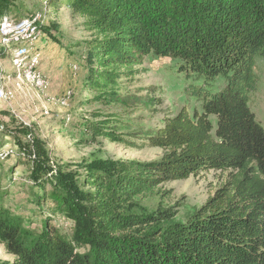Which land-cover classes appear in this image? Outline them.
<instances>
[{"label":"trees","instance_id":"trees-1","mask_svg":"<svg viewBox=\"0 0 264 264\" xmlns=\"http://www.w3.org/2000/svg\"><path fill=\"white\" fill-rule=\"evenodd\" d=\"M16 1L0 0V21ZM43 1L72 10L92 34L85 86L94 101L124 104L123 80L151 57L174 63L202 112L181 109L146 138L164 151L158 160H95L82 182L50 168L37 138L34 152L20 144L30 181L50 185L54 211L73 227L68 237L47 223L36 233L0 210L11 264H264V128L249 107L254 60L264 58V0ZM109 121L91 124L92 138L114 139ZM206 172L224 174V182L184 223L173 222L171 209L132 212L136 198L165 195L163 184Z\"/></svg>","mask_w":264,"mask_h":264},{"label":"rangeland","instance_id":"rangeland-1","mask_svg":"<svg viewBox=\"0 0 264 264\" xmlns=\"http://www.w3.org/2000/svg\"><path fill=\"white\" fill-rule=\"evenodd\" d=\"M30 14L38 15L39 28L44 25L49 29L39 31L27 45L32 47L29 54L36 56V69L48 86L40 90L18 73L12 65V49L0 43L6 54L0 56L6 92V98L0 100V210L18 217L32 232L39 233L47 223L68 237L72 222L54 211L49 184L30 181L31 163L24 161L27 157L19 154L23 151L18 146L26 145L34 152L31 142L37 138L44 145L50 168L76 173L82 182L83 167L95 160L111 164L158 160L164 151L150 147L146 138L181 109L200 115L202 103L186 95L190 83L176 72L173 62L146 57L134 75L123 80L120 96L125 103L100 105L85 86L86 42L92 38L85 21L64 5L49 10L43 0H17L4 17L21 20ZM254 61L256 84L249 95V107L264 128V58ZM220 84L218 81L213 90ZM105 119L110 120L114 139L92 138L89 126ZM10 150L13 153L3 158ZM224 176L206 172L167 182L159 188L165 195L136 198L132 212L144 216L171 209L173 222L184 223L223 184ZM12 261L0 244V264Z\"/></svg>","mask_w":264,"mask_h":264},{"label":"bare ground","instance_id":"bare-ground-1","mask_svg":"<svg viewBox=\"0 0 264 264\" xmlns=\"http://www.w3.org/2000/svg\"><path fill=\"white\" fill-rule=\"evenodd\" d=\"M39 23L41 22L38 15L23 18L21 20H14L8 17L4 18L0 21V43L1 46L12 49V65L16 68L17 72L20 74L22 72V74L25 75L24 77L35 85L36 88L45 90L46 88H43V86L38 83L40 79V84H47L40 72L36 69L38 64L37 58L34 54H29L32 47H27L28 44H32L36 34L39 32ZM3 81H5V78L0 72V100L6 98ZM8 153L9 154H4L3 158L8 157L13 152L10 150Z\"/></svg>","mask_w":264,"mask_h":264},{"label":"built area","instance_id":"built-area-1","mask_svg":"<svg viewBox=\"0 0 264 264\" xmlns=\"http://www.w3.org/2000/svg\"><path fill=\"white\" fill-rule=\"evenodd\" d=\"M39 85L43 86V88H47L48 84H40V79L38 80Z\"/></svg>","mask_w":264,"mask_h":264}]
</instances>
